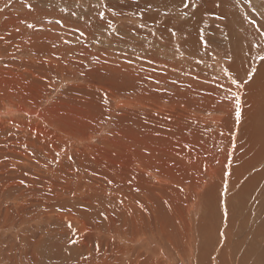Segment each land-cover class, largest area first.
Segmentation results:
<instances>
[{
	"label": "rangeland",
	"instance_id": "obj_1",
	"mask_svg": "<svg viewBox=\"0 0 264 264\" xmlns=\"http://www.w3.org/2000/svg\"><path fill=\"white\" fill-rule=\"evenodd\" d=\"M260 69L264 0H0V264H205L210 202L208 264H240L222 248L250 234L227 210Z\"/></svg>",
	"mask_w": 264,
	"mask_h": 264
},
{
	"label": "bare ground",
	"instance_id": "obj_2",
	"mask_svg": "<svg viewBox=\"0 0 264 264\" xmlns=\"http://www.w3.org/2000/svg\"><path fill=\"white\" fill-rule=\"evenodd\" d=\"M161 1L162 2L168 1V3H169L170 0H161ZM176 1L177 0H174V2H176ZM197 35L198 34H196V36ZM187 45L190 46L188 48L193 47V49H195V47H196L195 43L193 41H190V39L187 40ZM259 73L260 74H257V76L254 79L252 84L259 83L262 79H264V69L263 70L260 69ZM247 118H249V117H246L245 119H247ZM250 119H251V123H248V121H247V124H246L247 129L244 131V134L241 138V142H240L241 147L239 148V150L242 151L244 146H246L245 153L242 154L241 156H239L238 160H236L235 164L233 165L234 166V168H233L234 173H233V179H232L233 180V184H232L233 186H232L231 191H234L235 188L237 189V191L234 195L236 201L235 200L232 201L231 202L232 203L231 210L230 211L227 210V212H228L227 218H228V223H230L229 224L230 227L232 226V224L235 223L236 220H242L241 224H243V225L240 226V228H237V233H238V231L240 232L242 230H246V231H249L250 234L248 235L247 234L248 232H246V233L240 232L239 234L241 235V233H242V236H244L245 239L243 238L244 240L239 239L238 241H236L235 242L236 248L231 247V250H229L226 246H224L222 248V254H223V260L225 261L227 259L228 254H229V251H231L230 256H234V255L238 254L242 248L243 252L241 253V256L239 255L240 256V258H239L240 264H264V214L262 215L261 220L257 222L255 229H253L251 227H250V229L248 228L249 227V220H251V218H252L250 211H251V209H253L252 207L249 208V206L251 204V200L252 199L255 200L254 202H255V206H256V208L253 210V213H255V212L261 213L264 211V168L260 169V170L258 169L255 172V174L252 175L248 180H246V178H245V180L241 181V187L240 188H239L238 179H237L238 177H240V179L244 178L245 173H250L252 170V167L260 164L262 158L264 157V94L261 96L260 110L256 111L255 115H253L252 118H250ZM237 156H238V154H237ZM240 157H243V158L240 159ZM211 175H213V174H211ZM154 177H155V180H158L159 182L164 181L163 179H161L157 175L156 176L154 175ZM204 182H205V180H204ZM254 190H255V193L254 194L252 193V195H251L252 199L250 198L248 201H246L244 203L247 205H243V202L245 201V198L247 197V196L244 197L245 193L248 192V194H250L251 191L253 192ZM202 193L198 192V196L201 197ZM210 195L211 194H209V193L207 194L208 198L210 197ZM201 203H202V199L200 200V202L196 206L192 205V208H195V207L197 208L198 206L201 205ZM213 207H218L216 202H210V205L205 204L204 208L202 210V213L199 214V215H201V217L198 220V226H199L198 227V229H199L198 237L200 238L198 240L201 241V245H202L199 257H201L202 260L205 261V264H208V261L211 259V256H210L211 255V248L210 247H211V245L216 244L217 232H219L221 229V226L219 227L220 223H218L219 218H220V221L223 220L222 216L221 217H215L214 216ZM243 207H244V209H243ZM235 212H236V214H235ZM245 214H247V215L245 216ZM183 215L184 214L182 213L180 215L179 219L182 220V223L183 222L185 223V221L187 220L186 219L187 217H186V215H184L185 217H183ZM236 216H240L242 218L238 217L236 219ZM257 217H259V216H257ZM257 219L255 220V222L257 221ZM165 221H167V220L165 219ZM165 221H160L158 219L156 223L160 224L158 226L159 228L161 226H166L169 229V223H166ZM188 223H190V221L188 222V220H187V224ZM260 223H261V227L257 228L258 227L257 225ZM189 225H191V224H188L186 226L182 225L184 227V229L186 230V232L183 235L185 238L187 237L186 234L188 235L187 231L191 228V227H189ZM218 227H219V229H218ZM179 229H180V233H182L184 231V230H182L181 227H179ZM229 230H232V229L230 228ZM179 234L176 233V229H169L168 231L164 230V232L162 233V235H164L165 237H167V238L169 237L170 239H172L176 243V245L177 244L178 245H184V243H186L185 242L186 239L183 240L182 239L183 237L180 236ZM180 237H182L181 238L182 240L180 239ZM247 239H249V240H247ZM143 241L146 244L151 242L149 240H144V239H143ZM158 247L161 250L162 254L168 255L171 258L173 257L172 253L168 249L162 248V246H160L159 244H158ZM236 249H238V250H236ZM188 254L193 255L192 251H190ZM231 260L229 259V261H231ZM199 261H201V260H199Z\"/></svg>",
	"mask_w": 264,
	"mask_h": 264
},
{
	"label": "snow or ice",
	"instance_id": "obj_3",
	"mask_svg": "<svg viewBox=\"0 0 264 264\" xmlns=\"http://www.w3.org/2000/svg\"><path fill=\"white\" fill-rule=\"evenodd\" d=\"M206 43V42H205Z\"/></svg>",
	"mask_w": 264,
	"mask_h": 264
}]
</instances>
